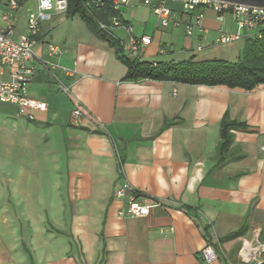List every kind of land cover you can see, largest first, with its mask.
Wrapping results in <instances>:
<instances>
[{"label":"crops","instance_id":"0c3cea01","mask_svg":"<svg viewBox=\"0 0 264 264\" xmlns=\"http://www.w3.org/2000/svg\"><path fill=\"white\" fill-rule=\"evenodd\" d=\"M35 4L29 0L18 7L8 23L4 16L10 9L0 0V30L10 25L11 38L17 40ZM168 6L177 12L181 8ZM122 13L129 14L121 17L137 36L151 40L143 49L144 62H235L244 46L245 39L212 45L219 31L235 33L236 27L229 15L217 22L211 9L202 13L206 34L196 30L190 38L182 26L162 30L136 1ZM113 35L124 37L122 31ZM50 47L57 53H50ZM29 65L33 78L27 95L47 110L0 104V113L19 125L15 145L27 158L11 212L18 234L12 225L6 245L1 230L0 246L12 252L17 246L43 250L47 264H225L226 259L242 264L237 259L242 241L251 240L255 231L264 239V86L244 92L124 82L126 68L114 50L79 18L63 14L41 24ZM11 73L4 69L0 79L9 80ZM74 109L83 114L79 126L69 124ZM225 115L247 129L233 133L231 161L216 167ZM164 123L172 125L162 130ZM124 184L137 193L139 203L150 206L147 216L119 215L127 198H115L114 191ZM239 230L241 237L227 239ZM207 240L218 255L211 263L200 257ZM69 253L70 262L65 259ZM29 260L36 264L31 253ZM260 260L264 264V255Z\"/></svg>","mask_w":264,"mask_h":264},{"label":"built area","instance_id":"2783aa9c","mask_svg":"<svg viewBox=\"0 0 264 264\" xmlns=\"http://www.w3.org/2000/svg\"><path fill=\"white\" fill-rule=\"evenodd\" d=\"M35 8L29 12L26 18V31L17 40L11 38L10 25L6 30H0V75L4 69L12 70L9 80L0 79V104L15 106L18 109L28 112H44L47 110L45 103L33 100L27 95V85L33 78V70L30 62L34 57V47L40 26L49 22L53 14H63L67 12V0H35ZM131 1H136L144 8L151 11L159 27L162 30L170 28H184L185 36L190 38L197 30L199 34H206L202 26V13L205 9H211L216 14V21L223 22L226 15H229L232 23L236 27L235 33L219 31L213 39V46H224L250 36L260 37L259 31L264 29V8H255L244 5H237L213 0H85L86 8H109L113 13L106 23H99L101 30L107 33L122 31L123 38H119L123 54L131 60L140 59L144 47L150 44V38L137 36L133 28L122 19L120 8H125ZM177 3L180 11L171 9L168 4ZM10 13L4 16L9 23L12 13L18 7L15 2L8 4ZM197 47L196 51H201ZM50 53L56 54L57 49L50 47ZM67 75L72 72L65 70ZM59 90L66 94L67 89L59 87ZM28 120H33L29 115ZM83 114L79 109H74L70 116L69 124L79 126L82 123ZM119 173H121V163L117 161ZM128 194V196H127ZM114 197L118 199L127 198L126 209L121 211V217L141 218L149 213L150 206L142 205L138 202L137 193L127 184L117 186ZM152 205H158L155 200H151ZM212 241L208 240L204 248L200 251L201 259L206 263H211L218 259L217 252ZM264 255V239H260L259 231H255L251 240H243L237 252V259L242 264H259ZM225 264H232L228 259Z\"/></svg>","mask_w":264,"mask_h":264},{"label":"trees","instance_id":"16d2710c","mask_svg":"<svg viewBox=\"0 0 264 264\" xmlns=\"http://www.w3.org/2000/svg\"><path fill=\"white\" fill-rule=\"evenodd\" d=\"M6 5L13 1L17 7L24 6L29 0H1ZM68 8L65 17H77L98 40L105 42L114 50L115 56L126 68L122 81L138 83L142 81L168 82L189 86L222 87L228 90L251 92L264 86V29L260 37L250 36L235 62L223 60L195 61L189 58L178 63L144 62L140 59H128L124 54L119 38L113 33L101 30L99 23H106L113 14L109 8H86L85 0H67ZM164 123L162 130L168 128ZM243 123L232 121L225 115L219 124V143L217 146L216 167L230 162L227 158L233 143L235 131H246ZM243 235L242 230L231 234L227 239Z\"/></svg>","mask_w":264,"mask_h":264},{"label":"rangeland","instance_id":"374dc122","mask_svg":"<svg viewBox=\"0 0 264 264\" xmlns=\"http://www.w3.org/2000/svg\"><path fill=\"white\" fill-rule=\"evenodd\" d=\"M124 19L129 16L127 13L121 14ZM220 48V47H218ZM223 48V47H221ZM232 58L230 61H233ZM19 129V125L14 120L7 119L4 115L0 113V215L2 211H7L5 217L0 220V231L6 232L4 235L3 243L6 245L10 242L12 232V225H16L14 229L17 232L18 226L16 219H13L12 206H16V191L22 189L19 185V179H22L24 168H26L27 158L18 153L16 149L17 140L15 134ZM16 142V143H15ZM16 144V145H15ZM20 188H19V186ZM13 192L14 196H13ZM21 199V197H20ZM22 201V199H21ZM26 206V205H25ZM24 204L21 203L19 209H16L17 215H19L23 210ZM19 211V212H18ZM3 221L9 222V225L3 224ZM24 222V220H21ZM18 234V232H17ZM18 250L12 252L8 250V246H0V264H18L16 260V255H19L21 261L19 264H30L29 255L30 253L34 257L36 264H47L45 263V253L43 250L39 252H34L30 249V246H25L26 251L21 250V246H17ZM4 256V259L2 258ZM71 253L65 258L70 262Z\"/></svg>","mask_w":264,"mask_h":264},{"label":"water","instance_id":"95a60500","mask_svg":"<svg viewBox=\"0 0 264 264\" xmlns=\"http://www.w3.org/2000/svg\"><path fill=\"white\" fill-rule=\"evenodd\" d=\"M237 5H244L255 8H264V0H213ZM121 12H125V8H120Z\"/></svg>","mask_w":264,"mask_h":264}]
</instances>
